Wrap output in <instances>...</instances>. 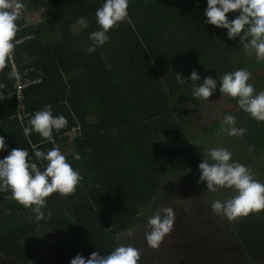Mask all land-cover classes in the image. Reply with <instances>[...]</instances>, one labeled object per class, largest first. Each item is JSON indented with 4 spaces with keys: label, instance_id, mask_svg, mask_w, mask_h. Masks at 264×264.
I'll list each match as a JSON object with an SVG mask.
<instances>
[{
    "label": "trees",
    "instance_id": "16d2710c",
    "mask_svg": "<svg viewBox=\"0 0 264 264\" xmlns=\"http://www.w3.org/2000/svg\"><path fill=\"white\" fill-rule=\"evenodd\" d=\"M102 3L21 1L14 62L21 72L28 70L30 77L41 80L24 90V108L18 109L11 63L6 59L0 66V137L8 146L0 159L14 148L27 149L31 156L34 148L56 147L83 179L74 193L47 197L42 209L47 219L40 221L11 199L10 191H0V254L8 260L29 264L45 258L59 264L81 249L88 258L92 252L107 255L118 247L116 235L136 226L167 179L165 162L194 159L183 107L186 101L200 106L187 79L191 71L201 76L198 86L205 76L218 80L238 68H262L257 60L248 62L255 54L245 53L239 37L229 40L226 29L205 23L206 0H129L128 17L109 31V41L88 51L93 45L89 33L99 29L95 12ZM35 12L39 19L27 24L26 16ZM227 15L232 19L235 14ZM79 18L86 20V27L77 23ZM177 74L183 75V84L177 83ZM252 83L256 92L263 91L264 67ZM236 99L230 115L236 117V128L246 129L242 136L250 153L249 163L242 164L251 167L261 160L264 166V121L242 111ZM46 104L53 115L67 120L64 128L53 131V142L23 132ZM73 153L80 159H73ZM32 159L41 169L46 165ZM260 214L247 216L245 230L233 227L237 243L230 239L220 244L230 257L211 258L206 264H228L232 257L231 264H241L234 261L240 250L247 258L242 264L264 261L259 249L264 245V210ZM215 245L197 253L204 263ZM191 247H184L186 259L193 257Z\"/></svg>",
    "mask_w": 264,
    "mask_h": 264
},
{
    "label": "clouds",
    "instance_id": "9594fccd",
    "mask_svg": "<svg viewBox=\"0 0 264 264\" xmlns=\"http://www.w3.org/2000/svg\"><path fill=\"white\" fill-rule=\"evenodd\" d=\"M206 4L203 13L205 23L226 29L229 40L239 37V43L246 54L254 53L258 61L264 59V0H206ZM128 6L129 0H103L95 12L99 29L89 33L93 45L88 51H95L97 47L109 41V31L128 17ZM21 7L19 0H0V66L6 59L11 60L14 47L18 43L15 40L16 20L17 9ZM228 13H234V18L229 19ZM77 23L87 26L84 18H79ZM181 76L183 75L177 74V83L183 84ZM250 78L251 73L247 69L238 68L219 75L218 80L205 76L198 86L196 82L201 81V76L195 69L187 79L192 82V96L202 100H208L217 91L219 83V92L222 95L237 98L239 108L261 122L264 121V91L256 92L254 85L249 83ZM2 99L4 96L0 94V100ZM235 122V116L226 115L221 131L229 136L244 135L246 129L234 127ZM66 124V118L62 114L53 115L52 106L46 104L30 117L29 126L24 127L23 132L26 137L35 132L53 142V131H59ZM7 148L4 138L0 137V151ZM251 150L249 147V151ZM33 156L36 161L46 162L43 169L33 161ZM232 157L233 154L228 149L213 147L207 150V157L204 155L198 164V182H206L208 191L216 192L219 187L235 191V195L230 199H217L211 203L214 214L222 215L230 221L264 210V182L254 179L251 170ZM73 159L79 160V154L73 153ZM82 179L79 170L74 169L71 162L56 147L47 151L34 148L31 156L27 149L14 148L0 159V191H10L11 199L30 209L35 214L36 221L47 219L42 211L47 205V197L53 193L65 197L74 193ZM161 211L147 219L150 231L145 233V239L147 245L153 249L160 247L174 225L173 209L167 207ZM140 257L137 248L121 245L107 255L92 252L85 259L81 254H77L70 260V264H138Z\"/></svg>",
    "mask_w": 264,
    "mask_h": 264
},
{
    "label": "rangeland",
    "instance_id": "374dc122",
    "mask_svg": "<svg viewBox=\"0 0 264 264\" xmlns=\"http://www.w3.org/2000/svg\"><path fill=\"white\" fill-rule=\"evenodd\" d=\"M39 17V12L29 14L26 16V22L27 24H31L36 22ZM252 60H257L256 56H252L248 62ZM258 62L262 64V68L260 70L258 68L257 70L249 71L251 73L249 83H252V80L259 77L263 72L264 59ZM233 100L234 98L226 94L222 95L219 92L218 83L217 91L208 100H199V107L192 106L189 101L184 103V111L188 113L184 115V117L186 116L184 123H187L185 131L191 136L194 159L192 157L190 160L188 158L186 160L177 158L172 162H165L167 179L163 180L158 193L147 204L145 210H142L143 212L139 214L140 220L136 226L127 232L116 235L117 246H132L140 251L141 262L139 264L142 263V260H148L147 264H206L211 258L218 259L220 257V259H226L230 257L229 252L223 249L224 247L221 245L230 242V239L232 240L233 227H237L241 231L245 230V224L248 222L249 217L241 216L230 221L226 217L212 212L211 203L214 200L224 201L230 199L235 195V191L224 187H219L216 192L208 191L206 182H198L200 178L198 164L202 161L204 155L207 157V150L213 147L226 148L232 152L234 160L241 164L242 161L249 163L246 155L249 152L245 147L246 138L242 135L229 136L226 132L221 131L223 122L221 120L226 115H230L231 108L234 105ZM215 121L218 123L213 124ZM70 136L73 137V134ZM260 163L261 160L256 165H252L251 167L247 165L246 167L251 170L254 179L264 182V166L260 165ZM167 207H171L174 212L173 229L170 233L166 234L160 247L153 249L147 245L145 239V233L150 231L147 219ZM257 213L260 214V211ZM161 215H163L162 211ZM237 223L239 226H237ZM233 240V243H237V240ZM212 243L216 244V250H209V257L205 258L204 263L197 253L203 250V248H209V244ZM189 244L192 245L191 250L193 252H190V254L193 257L186 259L185 256L188 252L184 250V247H187ZM259 249L264 254V245L262 247L259 246ZM242 253L243 251L241 250L239 253L237 251L234 259L235 262L241 261L242 264V259L247 260L244 257V253ZM77 254H81L87 259V251L81 249L79 252L68 256L66 260H60L59 264H70V260ZM232 260L233 257L228 264H231ZM51 261L44 258L29 264H53ZM0 264L23 263L8 260L0 254ZM255 264H264V261L256 260Z\"/></svg>",
    "mask_w": 264,
    "mask_h": 264
},
{
    "label": "built area",
    "instance_id": "2783aa9c",
    "mask_svg": "<svg viewBox=\"0 0 264 264\" xmlns=\"http://www.w3.org/2000/svg\"><path fill=\"white\" fill-rule=\"evenodd\" d=\"M22 0H19L21 3ZM22 9H17V17H21ZM18 41V40H16ZM20 41H18L17 44H19ZM16 44V45H17ZM11 66H12V72L15 74V81H14V88H15V94H16V106L18 109L24 108V90L33 83H38L41 80V77H30L28 70H23L22 72L20 69L17 68L14 62V56L12 54V58L10 60ZM21 116V115H20Z\"/></svg>",
    "mask_w": 264,
    "mask_h": 264
}]
</instances>
